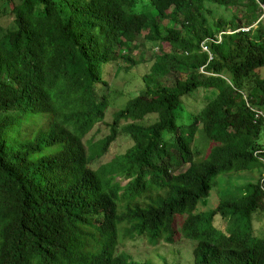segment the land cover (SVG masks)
Segmentation results:
<instances>
[{"label": "trees", "instance_id": "trees-1", "mask_svg": "<svg viewBox=\"0 0 264 264\" xmlns=\"http://www.w3.org/2000/svg\"><path fill=\"white\" fill-rule=\"evenodd\" d=\"M261 5L0 0L1 16L9 8L12 17L0 24V264H152L120 253V240L173 244L179 232L197 242L195 264H264V238L213 226L217 215L248 225L264 215V179L196 213L220 174L264 159ZM229 7L244 10L218 16ZM141 37L152 51H173L155 53L144 90L114 113L110 134L87 147L110 105L98 92L109 87L101 68L136 65ZM201 90L211 97L188 111L186 100ZM121 134L132 147L93 168ZM197 135L212 146L206 157Z\"/></svg>", "mask_w": 264, "mask_h": 264}, {"label": "rangeland", "instance_id": "rangeland-1", "mask_svg": "<svg viewBox=\"0 0 264 264\" xmlns=\"http://www.w3.org/2000/svg\"><path fill=\"white\" fill-rule=\"evenodd\" d=\"M216 7H210V9H215ZM236 7H229L228 10L223 11L217 9L218 16H224L225 18H232V16H240L243 13V8L236 10ZM8 8L7 14L1 16L0 12V24L9 25L12 22V17L9 13ZM262 20V19H260ZM146 34V33H144ZM138 46L136 50L132 53V58L136 62V65L129 67L126 62H119L117 66L111 64L109 67H102L100 76L103 81H107L109 84L108 88L103 90H98L99 95L106 93L109 96V108L106 111L105 121L97 124L94 129L85 137L84 142L87 147L92 144L97 143L99 140L103 139L110 134V124L113 121V115L115 112L123 109L127 102L136 95H139L145 88L143 82V76L149 72L151 65L154 61L155 53L161 54L163 52H172V48H166L162 50L152 51L151 46L145 44L144 39L141 37L138 40ZM120 66L119 71L117 68ZM262 76L264 77V67L261 69ZM168 84L171 85L174 82V77L172 75L167 76ZM211 97V93L205 91H199L194 94V96L189 97L186 100V108L190 112H198L204 105L206 100ZM156 119V116H151L146 123H152ZM46 123V122H42ZM133 143L129 137L125 134H121L118 139L112 143L109 151L102 157L96 160L92 164L93 168L99 165H104L116 157L123 155L128 149L132 147ZM195 147L200 148L202 154H206L211 149V144H207L200 135L196 136ZM187 167L179 169L177 173L185 171ZM261 179H264V161H255L252 164L251 169L220 174L215 180V186L211 190L208 198L203 199L198 204L196 213L208 214L214 211L220 200L227 198H238L245 190L246 186L249 184H256ZM121 185L127 184V180L118 179ZM186 216H179L176 219V228L185 220ZM251 224H247L245 221H240L237 223L235 220L223 219L221 216L217 215L214 218L213 226L221 230L224 234H235V235H249L253 238H264V215L259 212L253 217ZM123 227L121 228V233ZM197 242L193 240L186 239L179 232L176 241L173 244H169L161 241L157 245H151L146 238H136V239H121L118 246L120 253H125L131 256L133 260L150 262L152 264H195L194 259V248Z\"/></svg>", "mask_w": 264, "mask_h": 264}, {"label": "built area", "instance_id": "built-area-1", "mask_svg": "<svg viewBox=\"0 0 264 264\" xmlns=\"http://www.w3.org/2000/svg\"><path fill=\"white\" fill-rule=\"evenodd\" d=\"M261 8H262V15H261V19H264V5H261ZM251 29V27H248V28H244V29H241V30H243V31H249ZM229 33L231 34V33H233L232 31H229ZM221 39V38H220ZM205 50H207L206 48H205ZM202 73H205L204 71H203V69H202V71H201ZM206 74H208V73H206ZM210 75V74H209ZM262 114V113H261ZM262 161H264V159H261Z\"/></svg>", "mask_w": 264, "mask_h": 264}, {"label": "bare ground", "instance_id": "bare-ground-1", "mask_svg": "<svg viewBox=\"0 0 264 264\" xmlns=\"http://www.w3.org/2000/svg\"><path fill=\"white\" fill-rule=\"evenodd\" d=\"M138 230V229H137Z\"/></svg>", "mask_w": 264, "mask_h": 264}]
</instances>
